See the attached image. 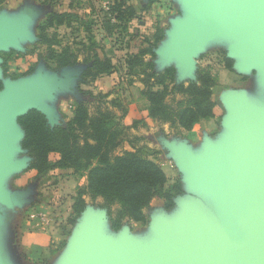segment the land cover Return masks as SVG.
I'll return each mask as SVG.
<instances>
[{
    "label": "rangeland",
    "instance_id": "obj_1",
    "mask_svg": "<svg viewBox=\"0 0 264 264\" xmlns=\"http://www.w3.org/2000/svg\"><path fill=\"white\" fill-rule=\"evenodd\" d=\"M150 1H135L139 12L129 27L105 37L103 50H116L113 58L116 70L89 83L82 82V74L87 68L82 61L83 53H80L77 64L62 68H55L43 57L47 47L39 43L38 25L53 11L48 2L38 0L35 7L15 12L14 15L24 16L26 22L15 26L13 38L0 46V96L24 86L36 87L34 101L47 106L52 123L58 126L66 124L72 117L77 101H89L93 111L99 104V94L103 95L104 105L116 113L127 129V136L139 137L133 144L125 141L116 153L132 151L134 147L159 163L170 183L180 180L183 192L176 197L171 209L164 208L162 200L154 199L146 210V223L126 219L118 227L112 220L116 206L109 213L100 207L101 198L92 200L86 196V208L70 222L72 197L78 186L86 185L87 178L72 174L70 169L59 170L58 175L44 179L35 177L34 172H24L31 158L27 151L16 148L22 132L12 121L15 132L12 160L16 164L12 166V174L3 182L7 200L0 202V264H74L87 243H92L100 255L131 256L135 264H177V238L187 224L195 225L200 243L212 257L219 259L235 254L243 264H264V253L242 246V241L250 233L246 207L232 208L229 203L231 194L216 185L211 189L207 187L204 192L192 183L194 178L202 182L205 171L215 167L223 155L236 161L243 159L247 139L232 133L233 127L222 122L223 118L219 119L223 109L217 107L216 120H203L190 131L156 122L149 117L147 100L140 92L145 86L143 76L131 74L127 67L130 54L144 48H150V51L142 56L143 60L153 63L157 73L174 68L177 83L196 80L200 68L212 66V73L218 74L222 80L221 85L241 87L245 100L243 106L249 105L252 111L262 116L264 72L237 77L221 68L218 56L219 50L228 51L230 45L239 44L236 47L245 48L254 37V31L239 25L210 29L203 36L212 35V38L207 40L205 51L201 52L196 45L188 46L190 41L185 38L187 25H180L176 16L171 17L175 11L174 0ZM113 2L76 0L74 8L68 11L83 16L90 23L95 38L101 41L104 36L101 21L109 16ZM148 5L149 10L141 11ZM63 7L61 4L57 10H64ZM74 26L75 22L71 27L50 29L62 42L54 48L59 50L64 45L86 39L84 27ZM158 35L162 37L154 44V37ZM98 52L101 54L100 48ZM254 61L264 63V54ZM84 91H91L97 98H90ZM181 98L180 93L167 97L173 104ZM243 106L239 104L237 109L244 110ZM134 121H138L136 127L132 126ZM51 158L56 156L51 155ZM15 194L18 195L17 202L12 200ZM39 208L45 210L44 216L38 214Z\"/></svg>",
    "mask_w": 264,
    "mask_h": 264
},
{
    "label": "trees",
    "instance_id": "obj_2",
    "mask_svg": "<svg viewBox=\"0 0 264 264\" xmlns=\"http://www.w3.org/2000/svg\"><path fill=\"white\" fill-rule=\"evenodd\" d=\"M43 1L47 3L54 0ZM75 1L71 0L70 9L74 8ZM131 1L114 0L109 16L101 21L104 33L101 41L95 38L90 23L83 16L69 11L50 12L38 25L39 43L47 47L43 57L51 61L55 68H62L77 64L80 53H83L82 61L87 65L82 74L84 83L112 74L116 70L113 63L116 50H103V40L115 31L126 30L133 18L137 17L138 13ZM2 3L3 0H0V5ZM73 22L76 28L84 27L86 39L64 45L59 50L54 48L62 42L57 33L50 32V29L71 27ZM161 37L155 36L154 44ZM149 51L150 48L141 49L138 53L130 54L127 60L129 72L143 76L145 86L140 92L147 100L149 117L186 131L192 130L203 120L215 117L217 104L213 99V89L218 79L210 67L200 68L196 80L177 83L174 68L157 73L153 63L143 60L142 56ZM223 61L231 69L232 60L224 55ZM84 93L92 99L97 98L91 91ZM175 93L182 94V98L173 104L167 97ZM99 96V104L93 111L89 101H77L72 117L64 125H54L37 109H31L18 117L17 122L24 131L21 145L31 158L26 171L34 170L37 178H45L53 170L70 169L72 174L87 178L86 185L78 186L72 197L70 222L84 211L86 196H89L92 200L101 198L103 202L100 207L106 208L109 213L116 206L115 215L112 216L115 227L126 219L146 223V210L154 199L162 200L166 209L175 205V198L183 192L181 181L170 183L162 166L134 147L132 151L116 153L125 141L133 144L139 137L127 136V129L120 123L116 113L104 105V96ZM137 124L138 121H134L132 126L136 127ZM51 155L56 158L52 159Z\"/></svg>",
    "mask_w": 264,
    "mask_h": 264
},
{
    "label": "water",
    "instance_id": "obj_3",
    "mask_svg": "<svg viewBox=\"0 0 264 264\" xmlns=\"http://www.w3.org/2000/svg\"><path fill=\"white\" fill-rule=\"evenodd\" d=\"M175 1V0H174ZM198 6L196 18L187 25L185 38L190 41V48L196 45L197 39L206 33L221 26L239 25L254 31V37L250 40L248 49L249 61H254L264 54V0H191ZM10 24L0 29V46L13 38L14 27ZM211 29V30H210ZM232 45H230L231 47ZM230 59L231 56L228 55ZM234 60V59H233ZM260 64V63H258ZM264 72V69L260 68ZM259 72V71H258ZM36 87H21L0 96V202L7 200L4 196L3 177L12 166L16 164L12 160V151L15 148L14 129L12 121L18 130L22 132L16 148H22L24 137L23 128L18 124L20 115L32 109L42 112L50 122H53L51 112L44 104H36L34 101ZM244 93L239 96L237 106L245 105ZM242 97V98H241ZM246 99V98H245ZM247 101V100H246ZM249 106V105H248ZM248 106L239 111V118L233 122L232 133L247 139L248 146L245 156L236 161L229 155H223L215 167L205 171L203 181L194 178L193 185L205 192L206 188L216 185L218 188L231 194L229 203L233 207H246L249 214V236L242 241L244 248L255 252L264 253V123H257L253 117L264 120V114L258 116ZM238 110V109H237ZM246 112H249L248 116ZM229 126L231 124L229 123ZM239 130V131H238ZM220 147V146H219ZM223 147V146H222ZM226 148V146H224ZM228 151V150H227ZM31 161V160H30ZM12 162V164H11ZM30 162L25 169H28ZM9 172V173H11ZM12 174V173H11ZM205 189V190H204ZM12 197L18 201V195ZM179 197V196H178ZM177 197V198H178ZM175 198V203L177 201ZM177 250L175 252L177 264H243L242 259L235 254H229L222 258H214L204 249L200 243L194 224H187L177 238ZM131 256L111 254L110 257L97 253L92 243L84 244L74 264H135Z\"/></svg>",
    "mask_w": 264,
    "mask_h": 264
},
{
    "label": "crops",
    "instance_id": "obj_4",
    "mask_svg": "<svg viewBox=\"0 0 264 264\" xmlns=\"http://www.w3.org/2000/svg\"><path fill=\"white\" fill-rule=\"evenodd\" d=\"M11 1H13L14 3H11L10 0H3V3L0 5V29L10 24H14L16 26L24 24V22H26L25 21L26 18L24 16L14 15L15 12L20 13L21 10L30 8V6L35 7L38 0H11ZM135 1L137 0L131 1V3L134 6H135ZM174 2H175L174 3L175 11H174V14L171 15V17L174 18L176 16V19L179 20L178 21L179 24L181 23L180 25H183V26H185V24L188 25L191 22H193V20L196 18L198 14L197 4L191 0H175ZM61 4L62 6H64L63 7L64 10L59 11L57 9H58V6L59 7L61 6ZM70 4H71V0L48 1V7L55 12L68 11ZM135 9L138 13L139 9L137 6H135ZM149 9L150 8L148 5V6H144L141 11L146 12ZM211 38H212V35L211 37L210 36L200 37L199 39H197L196 47H198L201 50V52L205 51L207 40H210ZM250 42L251 41H249V44L245 48L243 47L238 48L236 46H238L239 44H235V45H232V47H230L228 51L219 50L218 56L220 57L219 62H220L221 68L232 72L237 77L242 76V78H244L245 75H249L250 73H254V72L258 73V71H260V68L264 69V63L258 64L260 62H257V63L255 61L249 62L250 59H249L248 49L250 46ZM224 55L227 58H229L228 55L231 56L232 58L231 59L232 60L231 69L225 66L224 61H223ZM199 59L202 60L201 58ZM209 67L211 71L213 72V67L212 66H209ZM216 75L218 79V84L213 89V99L217 104L216 107L223 109V113L221 114V117L219 119L223 118L222 122H226L228 124L230 123L232 127L233 122L237 121L239 118V110H237V103H238V99H240L239 92L241 95L242 90H241V87H233V86H228V85L222 86L221 85L222 80H220L221 78L219 77L218 74ZM246 114L248 116L250 115L249 112H246ZM217 116L218 115L213 117L212 120H216ZM253 119L259 124L264 123V120L262 118L254 116ZM237 129L235 128L233 129V131H237ZM26 170L27 169H25L24 172H34V175L36 177V171L34 170L26 171ZM59 170L60 169H56V171L53 170L52 172H50L49 175H53V174L58 175L59 173H61L59 172ZM9 172L7 173L6 176L3 177V180L6 177L11 175V173ZM38 179H42V178H38ZM163 207H164V203H163ZM37 237L40 239H44V236L38 235Z\"/></svg>",
    "mask_w": 264,
    "mask_h": 264
},
{
    "label": "built area",
    "instance_id": "obj_5",
    "mask_svg": "<svg viewBox=\"0 0 264 264\" xmlns=\"http://www.w3.org/2000/svg\"><path fill=\"white\" fill-rule=\"evenodd\" d=\"M37 212H38V214L41 215V216H44V215H45V213H44L45 210L42 209V208H41V209H38ZM33 217H35V214L33 215Z\"/></svg>",
    "mask_w": 264,
    "mask_h": 264
}]
</instances>
